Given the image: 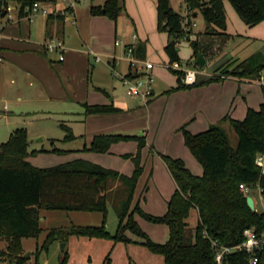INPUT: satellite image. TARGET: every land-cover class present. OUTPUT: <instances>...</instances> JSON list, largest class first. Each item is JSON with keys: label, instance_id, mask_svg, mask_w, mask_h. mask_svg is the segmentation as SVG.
I'll return each mask as SVG.
<instances>
[{"label": "trees", "instance_id": "trees-1", "mask_svg": "<svg viewBox=\"0 0 264 264\" xmlns=\"http://www.w3.org/2000/svg\"><path fill=\"white\" fill-rule=\"evenodd\" d=\"M36 0H0V14L11 2L20 4L19 15L25 16V7ZM158 1V28L166 31L169 41L165 52L169 63L181 62L178 40L190 37L192 28L186 29L184 17L170 6V0ZM190 12L200 11L208 28L205 36L224 34L227 27L224 0H185ZM242 20L256 25L264 20V0H230ZM124 9L121 0H106L103 5H92V14H105L117 19ZM189 12V16H190ZM193 13V14H194ZM48 17L64 18L62 14H50ZM190 19V18H189ZM190 24V21H189ZM212 30V31H211ZM198 38L192 41L196 59L199 50ZM204 57H210L211 51H201ZM136 53V49H135ZM145 58V57H144ZM260 54H253L240 61L225 73L247 79H257L264 69ZM225 65L220 64L214 72H219ZM177 75V87L201 86L219 81L223 74L213 73L197 75L194 84H185L184 73L172 69ZM264 92V86L262 87ZM86 113H110L119 108L113 104L83 103ZM238 136V143L233 146L230 137L221 125L215 124L207 130L192 133L184 126L185 144L201 163L203 173L195 174L181 158L162 154L167 167L177 183L168 201V210L163 215L146 212L135 200V191L143 172L140 149L145 144L143 136L124 134H99L94 136L86 150L108 152L114 143L122 140L137 139L139 150L133 156L135 169L132 175L101 166L84 158H76L52 167H37L28 156L42 150H28L29 135L26 128L14 131L11 137L0 144V237L8 239V251L15 255L16 264H23L26 259L20 255L22 240L26 237H38L42 231L41 210L64 209L81 211H100L103 215L100 225H77L69 232L79 236L110 238L115 242L130 241L126 232L145 239L149 250L164 256L165 264H217L216 246L231 247L244 240V230L255 227L264 230V213L252 210L246 196L240 190V183L255 186L260 184L264 197V174L255 164V157L264 151V100L258 109L249 108L246 116L240 119L225 117ZM66 130L64 141L75 138L71 128ZM56 152H67L55 149ZM119 180L113 193L118 194L115 207L118 215V226L114 234L106 228L108 218L107 199L111 182ZM198 211V222L194 228L189 227L188 218L192 209ZM136 215L143 219L165 224L169 227V239L158 243L142 228ZM62 230L52 229L43 248L56 238ZM68 232V233H69ZM257 264H264V247L255 250ZM252 253L237 250L224 256L223 264H252ZM67 257H65L64 261ZM32 264H40L38 258Z\"/></svg>", "mask_w": 264, "mask_h": 264}, {"label": "crops", "instance_id": "crops-1", "mask_svg": "<svg viewBox=\"0 0 264 264\" xmlns=\"http://www.w3.org/2000/svg\"><path fill=\"white\" fill-rule=\"evenodd\" d=\"M42 1L47 3L46 0ZM105 1L99 5H103ZM141 1L152 2V5L149 3L152 7L149 20L150 32L147 33V27L142 28L141 23L137 22V19L135 20L134 12H130L126 8L124 13L123 9L121 14L128 16L127 20L129 24L131 22L134 29H132L130 36L128 35L122 40L115 39V41L120 40L122 42L120 45L114 44L115 42L112 43L111 38L107 39L108 34L104 30L103 36L100 33L95 35L96 31L92 27L101 26L106 22L103 15H90L87 27L90 26V30H93V33L90 32L91 38L95 42L94 40H87L81 23L79 24L77 21L75 6L72 12L77 24L74 35L77 39L75 41L71 40L66 24L70 12L66 13L64 18L44 15L37 17L35 15L31 19L27 16H20L17 11L15 18L9 19L2 12L0 14V139L7 141L16 129L24 127L28 131L29 145L30 141H35L32 140V137L38 135H42L41 139H48L51 143H55L56 140L60 139L52 134L53 126L51 124L55 120L59 122L62 130L66 131L63 125L71 128L75 136L73 141H82L81 146L62 149L67 152H59L66 157L65 162L84 158L120 173L132 175L135 169L132 157L139 150L137 139L132 138L114 143L108 152H94L86 150V148L90 146L94 136L99 134L143 136L145 144L140 149L143 172L139 180L145 177L147 180H162L163 178L168 180V185L161 187L155 197V204L160 209L163 208L165 214L168 210V201L178 186L162 154L183 159L192 172L201 175L203 167L185 144L182 127L184 126L192 133H198L215 124L228 123L230 125L225 117L240 119L239 116L241 115L240 117L243 116L244 118L249 108H259L250 102V93L254 89L252 84H258V82L256 79L229 75L219 81L201 86L176 89L178 84H171V86L163 88L162 93L154 88V95L148 101L118 92V83H122V81L115 76V72L125 75L129 70V64L124 54L125 44H134L136 54L141 58L151 59L152 55L158 53L164 56V63L166 60L169 61L165 52V46L170 39L169 35L166 31H158L160 29L157 25L158 16L155 10L158 1ZM47 4L52 11H57V9L63 11L68 8V5L65 8H57V2H48ZM262 24H264V20L255 26H263ZM223 32L225 33L214 34L213 36L219 38L223 43H229L236 38H239V43H242L241 39L244 40L245 37L261 38L264 41V32H256L258 35L256 33L249 34L250 30L244 34L235 33L230 31L228 25ZM150 33L156 34L159 38L155 48L150 44ZM164 33L167 34L166 37L162 35ZM99 36L100 38H98ZM52 40L62 41L65 47L63 60L60 59L57 52L46 49L45 43ZM93 52L100 53L99 55L106 57V60L104 62L102 60L96 61ZM208 59L209 57H206V63H208ZM220 59H232V61L240 62L246 58L242 60L235 58L224 48L213 59L209 68L211 69ZM164 63H161L162 66ZM205 71L203 70L199 74L211 75L216 73L218 75V72L208 71L207 73ZM261 72H264V69ZM243 93L248 94L244 95ZM263 100H258L257 105L260 106ZM157 101L173 102L171 108L176 114L173 124L168 129L170 133L172 132V137L168 141L169 145L163 146L162 150L158 149L160 146L155 145L153 140L151 141L152 129L148 123V117L143 118L145 114L142 113L144 106L149 108ZM84 102L88 104H113L119 110L110 113L88 114ZM38 121H41V126L35 128ZM30 126H33L34 129H30ZM65 135L62 138L63 141ZM131 154L133 156H127ZM31 158L32 156L29 155L28 160L30 162ZM119 183V180L111 182V188L115 189ZM137 188L134 195L136 201L139 200ZM144 194H149V191ZM143 202L146 205L149 203L147 195ZM166 229L169 232L167 225Z\"/></svg>", "mask_w": 264, "mask_h": 264}, {"label": "rangeland", "instance_id": "rangeland-1", "mask_svg": "<svg viewBox=\"0 0 264 264\" xmlns=\"http://www.w3.org/2000/svg\"><path fill=\"white\" fill-rule=\"evenodd\" d=\"M47 3L57 2V8H65L68 4V0H46ZM105 0H76L75 10L77 21L82 26V30L85 33V37L89 41H93L91 38L90 26L87 27L89 17L92 14L91 6L99 5V3L104 2ZM122 4H125L124 13L128 9L130 12H134L136 18L135 20L141 23L142 28L147 27L148 32L150 27V16L152 14V2H145L139 0H121ZM225 5V14L227 25L230 31L235 33L244 34L247 30H250L249 34H255L264 32V24L263 26H251L246 24L242 18L239 16L234 6L230 2V0H224ZM170 6L180 13L183 17H188L189 9L185 0H170ZM127 8V9H126ZM157 16L158 10L155 9ZM57 11H59L57 9ZM14 13L16 10L13 11ZM194 12H190L191 20V28L192 31L189 34L190 37H182L178 40L179 54L181 58V63L186 61H194L196 58L194 47L192 45V41L195 38H198V44L202 50L207 48L211 51L210 57L208 59V63L204 66H198L199 73L203 72H214L215 68L218 65H225L222 67L218 74H221L223 77L229 76V74H225L228 71L233 69L237 63V61H232V59H220L216 62L211 69L209 68L210 63L213 61L215 57L219 54L220 50L224 48L227 49L229 54L234 55L235 58H241L240 60L247 58L251 54H260L262 56L261 60L264 61V41L263 39H259L256 37H245L244 40L241 39L242 43H239V38L230 41L229 43H223L216 36H205L204 33L208 28V24L203 17L202 13L199 11L197 16H194ZM94 15V14H92ZM103 15L105 19V23L103 25H95L92 28L95 29V35L104 34V31L108 34L106 38H111L112 43L115 42V39L119 38L120 40L124 39L126 36H130L132 29H134L129 24L126 14H120L118 18L115 20L108 15L105 14H96ZM42 14H38L37 17H42ZM73 21V22H72ZM158 21V18H157ZM68 25V30L70 33V37L72 41H75L77 38L74 37L77 29V24L75 21V17L72 13L68 14V20L66 22ZM259 24V23H258ZM256 24V25H258ZM158 25V22H157ZM104 30V31H103ZM91 31V32H90ZM161 31V30H158ZM212 31V30H211ZM259 31V32H258ZM159 33V32H158ZM256 33V34H257ZM150 44L151 46L157 47L158 40L157 35H152L150 33ZM160 35V34H158ZM163 36H167V34H162ZM258 35V34H257ZM255 35V36H257ZM263 35V34H262ZM103 36V35H102ZM97 40V37H95ZM100 38V36L98 37ZM95 42V40H94ZM108 43V42H107ZM115 44V43H114ZM119 49V47H118ZM202 50H199L200 52ZM100 54V53H99ZM102 55V54H101ZM102 62L106 60V57H102ZM151 60L155 63L154 66V74H155V83L154 88L159 93H162L163 88H167L171 86V84L175 85L177 83V75L173 72L172 68L162 66L161 63H164V56L162 54H154L151 56ZM231 61V62H230ZM101 62V63H102ZM228 62V63H227ZM169 61L166 60L167 64ZM206 76V75H203ZM253 90L250 93V102L254 103L256 108L259 107L257 105V101L263 100L264 92L262 90V86L257 83H253ZM118 92L126 95L125 87L122 83H118ZM257 92V93H256ZM244 94V93H243ZM242 94V95H243ZM248 94V93H245ZM244 94V95H245ZM162 101V100H161ZM157 101L155 104L151 105L149 108L147 106L143 107V118L148 117V123L151 127L150 139L153 140L155 145H158L159 150L163 146H168L169 140L172 137V132L168 130L169 127L173 124V121L176 117L175 112L172 110L173 102H161ZM151 114V115H150ZM241 116V115H240ZM240 120L243 119V116L240 117ZM41 126V121L36 122ZM53 126L52 134L56 138H60L55 141V143H51L48 139H41L42 135H38L32 137L30 141V145L28 150L31 152L32 150H42L36 154H32L31 163L37 167H52L58 164L64 163L66 161V157L59 152H56L55 149H69L81 146V140H71L65 142L62 140L63 136L66 134V131L62 130L59 126V122L53 120L51 124ZM223 128L227 131L231 143L233 146H236L238 143L237 133L234 131L233 127L228 123L221 124ZM30 129H34L33 126L29 127ZM182 130V129H181ZM5 139H0V143L5 142ZM190 165V163H189ZM166 184V185H165ZM167 179H154L147 180V178H143L138 182L137 195L140 200V206L146 211L154 215H163L164 209H160L156 201V193H159L161 187L167 186ZM109 216L106 222L107 229L112 234L115 233L116 228L118 226V215L115 207V199H118V194H114V189L109 187ZM149 191V194H144ZM143 195V196H142ZM147 198L149 203L144 204L143 200ZM251 195L257 201L256 211L263 213L264 205L260 200L259 193L257 189H254L251 192ZM152 199V200H151ZM198 211L194 208L190 212V216L188 218V225L191 228H194L198 222ZM136 219L142 228L150 235L151 239L158 243H164L169 238V232L166 229L165 224L161 223H153L143 219L142 217L136 215ZM102 222V213L100 212H92V211H81V210H64V209H43L41 210V227L42 231L38 237H26L22 240V251L20 255L23 256L26 261L23 264H32L38 258V262L40 264H165L164 256L160 253H155L148 249L146 246L145 239L134 234L131 231H127V236L131 239L130 241H118L115 242L110 238H98V237H87V236H79L74 233H70L69 230L73 226L77 225H100ZM52 229L67 231L62 232L59 231L56 235V238L48 245L47 248H43V244ZM69 232V233H68ZM9 241L5 237H0V264H16L15 255H10L8 251ZM64 248V249H63ZM66 260L64 261V259Z\"/></svg>", "mask_w": 264, "mask_h": 264}, {"label": "built area", "instance_id": "built-area-1", "mask_svg": "<svg viewBox=\"0 0 264 264\" xmlns=\"http://www.w3.org/2000/svg\"><path fill=\"white\" fill-rule=\"evenodd\" d=\"M68 1L69 4L66 10L52 11L47 3H45L42 0H36L32 5H28L25 7V11L27 12L25 16L31 19L33 16L38 14L49 16L50 14L65 15L66 13L69 12L72 13L76 0H68ZM3 9H4L3 12L5 13L6 16L9 17V19H14L15 13L13 11L16 10L19 14L20 4L17 2L9 3L6 7H3ZM188 17H184L183 19V23L186 29L191 28L189 24L190 19ZM134 38H136V35H134ZM115 44L120 45L122 44V42L120 40H116ZM45 47L48 51L57 52L61 60L64 59L65 47L62 41L60 40L49 41L45 43ZM124 47H125L124 54L129 64V70L125 75L115 72V76L119 77L122 83L125 85L127 95L131 97L139 98L144 101H148L154 95L155 74L153 70L155 63L149 58H141L137 56V54L135 53L134 44H125ZM93 54L96 61L102 60V57L99 54L94 52ZM163 65L172 69L183 71L184 76L182 80L185 84H194L197 80V75L199 74L198 71L199 64L196 58L194 61H186L184 63L176 62L172 64L167 63ZM256 81L262 87L264 86V72L260 73ZM255 164L257 167H259L261 171V175L264 174V151L256 155ZM239 187L246 197L249 195L252 196L251 192L254 189H257L260 196V200L264 205V197L262 193L263 188L260 186V184L257 183V185L252 186L247 183H240ZM254 204L256 210L257 201L255 199H254ZM243 234H244V240L235 246H231V247L218 246L217 243L214 242V245L216 246L217 264H223L224 256L227 253L237 250H246L247 252L252 253L253 255L250 258V263L257 264L258 257L254 253L255 250L264 247V230L258 231L255 227H248L244 230Z\"/></svg>", "mask_w": 264, "mask_h": 264}, {"label": "water", "instance_id": "water-1", "mask_svg": "<svg viewBox=\"0 0 264 264\" xmlns=\"http://www.w3.org/2000/svg\"><path fill=\"white\" fill-rule=\"evenodd\" d=\"M197 13L195 12L194 13V16H196ZM197 62L199 64V66H204L206 64V57H204V55L202 54V52H198L197 54ZM246 200H247V204L248 206L252 209V210H255V204H254V199L252 196H247L246 197ZM64 249V248H63Z\"/></svg>", "mask_w": 264, "mask_h": 264}]
</instances>
